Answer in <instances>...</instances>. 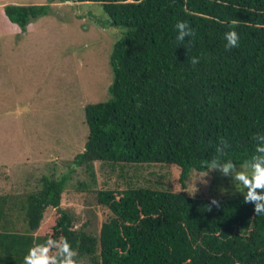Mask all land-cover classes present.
Returning <instances> with one entry per match:
<instances>
[{"label":"trees","instance_id":"16d2710c","mask_svg":"<svg viewBox=\"0 0 264 264\" xmlns=\"http://www.w3.org/2000/svg\"><path fill=\"white\" fill-rule=\"evenodd\" d=\"M47 1L97 3L111 25L125 28L110 56L109 98L84 108L88 136L75 165L92 176L96 162L174 166L184 185L215 155L220 137L231 145L225 159L237 166L253 154V137L264 134V0ZM49 4L3 12L24 30L50 13ZM232 19L239 46L229 50L223 36ZM177 21H187L195 37L178 42ZM66 182L44 176L34 192L0 195V264H23L34 244L61 236L78 263L264 264V214H254L244 191L217 207L163 189L129 187L119 197L99 190L96 203L108 217L95 236L74 229L60 209Z\"/></svg>","mask_w":264,"mask_h":264},{"label":"rangeland","instance_id":"374dc122","mask_svg":"<svg viewBox=\"0 0 264 264\" xmlns=\"http://www.w3.org/2000/svg\"><path fill=\"white\" fill-rule=\"evenodd\" d=\"M43 4L49 3L0 0V195L34 192L41 177L66 176L60 209L72 215L74 229L97 236L108 217L96 203L99 190L119 197L129 187H148L210 200L243 193L242 186L218 171L203 181L192 171L183 185L174 166L96 162L92 176L75 165L88 136L84 108L109 98L110 56L125 28L111 25L97 3L49 4L50 13L24 30L3 12L6 5ZM53 213L47 209L41 223Z\"/></svg>","mask_w":264,"mask_h":264},{"label":"clouds","instance_id":"9594fccd","mask_svg":"<svg viewBox=\"0 0 264 264\" xmlns=\"http://www.w3.org/2000/svg\"><path fill=\"white\" fill-rule=\"evenodd\" d=\"M239 24V20L232 19L229 22V31L224 33L225 48L232 49L239 46V35L233 30ZM176 40L183 43L186 38H194L195 30L187 21H177L175 24ZM191 43V40H189ZM198 57L190 60L192 65L199 63ZM254 152L242 164L237 166L231 159H225L227 150L231 147L229 141L223 137L218 138L215 145V155L201 161L198 172L203 178L209 172L218 171L225 177H230L244 189L243 199L245 203L254 206V214H264V134H256L253 137ZM203 169H207L204 171ZM213 206H219L215 199L210 201ZM210 210V208L208 209ZM77 251L63 236L53 239L48 238L43 243H36L27 250L23 257V264H78Z\"/></svg>","mask_w":264,"mask_h":264},{"label":"water","instance_id":"95a60500","mask_svg":"<svg viewBox=\"0 0 264 264\" xmlns=\"http://www.w3.org/2000/svg\"><path fill=\"white\" fill-rule=\"evenodd\" d=\"M67 2H69V1H67Z\"/></svg>","mask_w":264,"mask_h":264}]
</instances>
